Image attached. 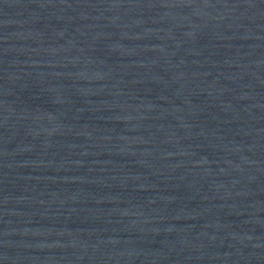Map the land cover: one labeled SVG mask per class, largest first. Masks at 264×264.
<instances>
[{
    "label": "water",
    "instance_id": "water-1",
    "mask_svg": "<svg viewBox=\"0 0 264 264\" xmlns=\"http://www.w3.org/2000/svg\"><path fill=\"white\" fill-rule=\"evenodd\" d=\"M0 264H264V0H0Z\"/></svg>",
    "mask_w": 264,
    "mask_h": 264
}]
</instances>
